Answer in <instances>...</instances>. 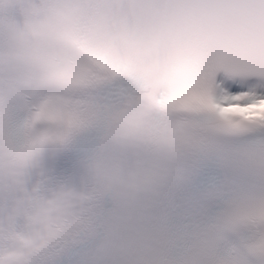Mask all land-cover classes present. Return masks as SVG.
Segmentation results:
<instances>
[{
	"label": "clouds",
	"instance_id": "9594fccd",
	"mask_svg": "<svg viewBox=\"0 0 264 264\" xmlns=\"http://www.w3.org/2000/svg\"><path fill=\"white\" fill-rule=\"evenodd\" d=\"M227 80L251 87L221 104ZM262 88L264 0H0V264H264V158L213 227L172 222L264 131Z\"/></svg>",
	"mask_w": 264,
	"mask_h": 264
},
{
	"label": "snow or ice",
	"instance_id": "6c2138e0",
	"mask_svg": "<svg viewBox=\"0 0 264 264\" xmlns=\"http://www.w3.org/2000/svg\"><path fill=\"white\" fill-rule=\"evenodd\" d=\"M247 87H251V84L245 85V84H242L240 81H232V80L225 81L221 85V89L218 90L217 92V96L219 97L218 103H221V104L224 103L223 97L225 96L226 93L231 94V95H236L244 91L245 88ZM259 91L261 93H264V88L260 89Z\"/></svg>",
	"mask_w": 264,
	"mask_h": 264
}]
</instances>
